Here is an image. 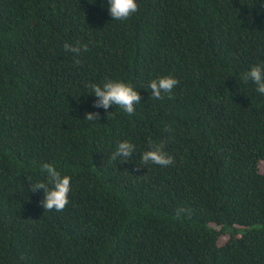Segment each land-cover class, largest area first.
<instances>
[{
	"label": "trees",
	"instance_id": "16d2710c",
	"mask_svg": "<svg viewBox=\"0 0 264 264\" xmlns=\"http://www.w3.org/2000/svg\"><path fill=\"white\" fill-rule=\"evenodd\" d=\"M137 4L117 21L108 0H0V264H264V94L243 79L264 0ZM107 81L138 91L133 114L94 107ZM161 143L174 163L144 164ZM45 163L71 178L63 211L30 190Z\"/></svg>",
	"mask_w": 264,
	"mask_h": 264
},
{
	"label": "clouds",
	"instance_id": "9594fccd",
	"mask_svg": "<svg viewBox=\"0 0 264 264\" xmlns=\"http://www.w3.org/2000/svg\"><path fill=\"white\" fill-rule=\"evenodd\" d=\"M108 11L114 20H127L132 14L138 11L137 0H108ZM66 51L79 54L81 51H87V45L72 46L65 45ZM245 82L251 80L256 85V91L264 94V65L253 66L250 71L243 74ZM179 81L173 77L165 76L157 80H152L148 87L151 90V96L154 99H163L164 94L170 96L173 89L178 86ZM93 92L98 97L94 107L108 109L113 105L119 106L126 113L135 112L134 105L141 102V96L130 84L123 82L107 81L103 86L94 85ZM87 120L99 119L98 113L86 114ZM135 151V145L130 142H120L116 151L110 159L115 160L118 157L129 158ZM142 162L144 164H155L167 167L174 163V157L164 151L163 143L153 145L152 150L143 153ZM42 171L46 174V182H38L30 185L31 192L35 193L43 189L44 199L41 202L46 211H63L69 204V193L71 191V178L62 176L57 168L45 163L42 165ZM51 185V187H49Z\"/></svg>",
	"mask_w": 264,
	"mask_h": 264
}]
</instances>
